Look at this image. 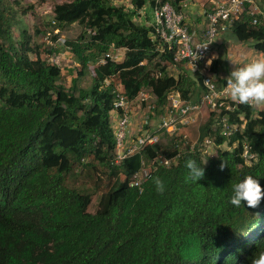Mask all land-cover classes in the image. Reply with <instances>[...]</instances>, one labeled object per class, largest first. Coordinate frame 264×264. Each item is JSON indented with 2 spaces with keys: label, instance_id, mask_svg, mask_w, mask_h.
Masks as SVG:
<instances>
[{
  "label": "trees",
  "instance_id": "trees-1",
  "mask_svg": "<svg viewBox=\"0 0 264 264\" xmlns=\"http://www.w3.org/2000/svg\"><path fill=\"white\" fill-rule=\"evenodd\" d=\"M165 1L181 11L184 0ZM130 2L133 10L111 0H66L48 23L54 46L46 48L23 26L22 17L36 6L16 1L15 8L0 0V264H251L264 251V198L255 209L229 202L232 185L247 175L264 190V109L240 104L229 113L241 126L230 140L214 130L212 120L206 122L193 131L199 134L196 152H184L169 167L157 165L142 190L130 183L144 160L173 158L184 131L163 133L157 145L113 164L116 85L131 101L150 91L157 116L171 91L193 102L204 92L201 74L175 62L173 52L159 53L153 28L136 19L155 0ZM252 19L248 5L231 35L254 41L264 53V28ZM74 25L77 36L71 35ZM35 35H42L38 27ZM62 37L77 64L67 71L77 74L69 87L64 70L44 59V52L60 51ZM112 47L124 50V60L100 64ZM171 66L179 70L178 79L170 75ZM219 70L217 59L211 74ZM88 73L91 85L81 88L80 78ZM113 77L118 83L108 86ZM205 138L214 140V156L199 152ZM228 143L232 148L223 149ZM244 144L256 155L251 163L242 156ZM187 159L205 168L197 183L185 182ZM87 160L101 173L92 193L66 182ZM155 177L166 182L163 194L156 191Z\"/></svg>",
  "mask_w": 264,
  "mask_h": 264
},
{
  "label": "built area",
  "instance_id": "built-area-1",
  "mask_svg": "<svg viewBox=\"0 0 264 264\" xmlns=\"http://www.w3.org/2000/svg\"><path fill=\"white\" fill-rule=\"evenodd\" d=\"M248 5L253 17L252 25L264 28V10L257 4L256 0H222L215 10L208 12L206 15L207 26L201 39L197 42H194L192 38L184 13L178 11L170 2L155 0L154 4L138 12L136 17L145 21L144 25L153 28L151 39L153 42L159 43L157 51L161 54H165L167 51L173 52L175 62H186L193 73L199 72L202 76L204 92L199 100L193 102L183 99L179 91H171L167 98L164 113L158 116L161 119L157 129L146 130L142 134L137 135L134 138L135 140H132L131 106L136 101L149 102L152 98V93L150 91H142L135 100L131 101L126 97L124 87L121 84L116 85L114 88L116 99L112 112L116 139L113 164L120 165L126 159L141 153L148 147L157 145L163 133L173 137L182 128L197 125L200 119L212 120L214 130H218L224 138L230 140L235 137L241 126L230 121L229 113L234 112L240 104L234 102L224 91L226 84L221 86L217 84L214 75L211 74L213 62L209 65L208 61H213L211 55L217 38L221 34L231 31ZM149 15H151V19H148ZM122 50L112 47V52L102 58L100 64H106L107 61L111 60L122 62L119 54ZM57 56L58 54H54L47 60L60 67L61 63L56 60ZM160 76L161 74L158 75V78ZM113 78L108 79V86L112 85ZM205 82L208 83L206 84ZM148 108L152 109L154 114L156 113L154 104H149ZM245 125L244 123L242 127H245ZM175 146L177 154L171 159L160 156L151 161L144 160L142 169L131 180V187L142 190L144 183L151 178L152 172L156 171L157 165L169 167L179 160L184 152H196L198 140L195 143H190L188 136L184 135ZM213 146L215 147L214 140L205 138L200 145L199 152L202 155L214 156L217 153V149L215 147V152H210ZM231 148L228 143L225 150H230ZM242 156L247 163H251L256 159L255 153H253L248 144H244Z\"/></svg>",
  "mask_w": 264,
  "mask_h": 264
},
{
  "label": "rangeland",
  "instance_id": "rangeland-1",
  "mask_svg": "<svg viewBox=\"0 0 264 264\" xmlns=\"http://www.w3.org/2000/svg\"><path fill=\"white\" fill-rule=\"evenodd\" d=\"M9 3H11L12 6L17 8L15 5L16 1H21L24 7H28L30 5H35L36 9L33 13L30 11L27 15H24L22 17L23 26L27 27L30 32L34 35V40L37 43L43 44L46 48L54 46V42L51 41V33H50V26L48 23L52 21V19L56 16V13L54 11L55 7L57 5H60L66 0H47V2L43 5H40L38 3V0H8ZM113 4L115 5H125L127 8L133 10L131 6L130 0H111ZM257 4L263 9L264 7V0H256ZM264 10V9H263ZM141 17V16H140ZM136 19L141 23L145 24V21L141 20L140 18ZM38 27V29L42 32V35L39 37L35 35V28ZM72 36H77L79 33V28L77 25L72 26ZM20 33V30L18 27L14 29V35L16 38H18ZM58 33V31H56ZM65 37L67 38L68 35L65 34ZM57 46L60 49V51L57 53L58 56L56 60H58L61 63V69L64 70L66 80L64 82L65 85L68 87L71 86V80L73 77H76V72L74 74H70V72H67L69 69L75 68L77 66L76 60L73 57V55L67 50L66 46L64 45L63 37L62 39L57 42ZM214 53L212 52L213 56L211 55L212 62L215 61L214 57L219 60V67L220 70L216 75H214L215 79H221L226 80V78L230 75V73L235 70L237 67L243 66L244 64H247L251 62L254 59L262 58L264 57V53L259 52L254 47V41L249 42H241L237 40L235 37H233L231 34L228 38L222 39L220 38V41L215 46V49L213 48ZM212 50V51H213ZM120 61L124 60V50H122L120 53ZM51 54H49L47 51L44 52V59H48ZM170 75L172 77H175L178 79L179 77V70L174 68L173 66L169 69ZM153 74H155V71H153ZM112 84H117L118 79L113 78ZM92 82L91 74L88 73L87 76L80 78L79 86L81 88H88L90 87ZM119 85V84H118ZM119 88H121L119 86ZM150 102V101H149ZM149 102H139L136 101L131 106V114H132V126H131V134H132V140H135L134 138L145 132L146 130H155L157 129L160 121V117L153 114V110L149 109ZM256 111L259 112L260 110L264 109V106L255 107ZM206 122H209V119H200L199 123L195 126L196 128H182L181 131H184V135L188 136V139L190 143H195L199 139V134L194 133L198 132L197 128H200L203 124ZM75 125L77 124L76 121H74ZM149 126L147 129L146 127ZM193 129V130H192ZM194 131V132H193ZM226 146H224V149ZM210 152H215V147L213 146L210 150ZM101 175L100 171L95 170L93 167V164L90 160L86 161V164L83 166H78L77 169L74 171V173L69 174L66 176V182L70 187L76 188L81 191H87V192H95V182L97 180V177ZM103 177V176H102ZM97 194L94 196V200H96ZM97 204V201L94 202V204Z\"/></svg>",
  "mask_w": 264,
  "mask_h": 264
},
{
  "label": "clouds",
  "instance_id": "clouds-1",
  "mask_svg": "<svg viewBox=\"0 0 264 264\" xmlns=\"http://www.w3.org/2000/svg\"><path fill=\"white\" fill-rule=\"evenodd\" d=\"M227 34H231V32ZM211 63L212 61L209 60L208 64ZM224 91L234 102L239 104L253 107L264 106V57L254 59L233 70L226 78ZM224 146L222 147L224 148ZM225 166V163H222L220 169L223 170ZM185 168L187 169L185 182L197 183L205 176L204 166L198 164L195 159H187ZM154 184L158 194H163L166 191V182L161 177H155ZM232 190L229 202L237 208L241 207L242 202H246L248 208L255 209L264 198V190L260 186L259 179L252 175H247L241 182L233 184ZM251 264H264V251H258L253 256Z\"/></svg>",
  "mask_w": 264,
  "mask_h": 264
},
{
  "label": "crops",
  "instance_id": "crops-1",
  "mask_svg": "<svg viewBox=\"0 0 264 264\" xmlns=\"http://www.w3.org/2000/svg\"><path fill=\"white\" fill-rule=\"evenodd\" d=\"M222 0H184L181 4V11L186 17V24L189 27V31L192 35L194 42L199 41L203 35V31L207 26L206 15L208 12L215 10ZM264 9V7H263ZM151 19V15L148 16ZM230 34H221L214 44L215 46L220 41V38H228ZM214 53V50H213ZM213 56V54H212ZM217 60L216 56L214 57Z\"/></svg>",
  "mask_w": 264,
  "mask_h": 264
}]
</instances>
